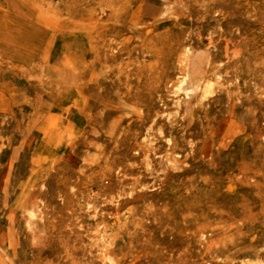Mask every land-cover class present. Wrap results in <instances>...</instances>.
<instances>
[{
	"label": "rangeland",
	"instance_id": "374dc122",
	"mask_svg": "<svg viewBox=\"0 0 264 264\" xmlns=\"http://www.w3.org/2000/svg\"><path fill=\"white\" fill-rule=\"evenodd\" d=\"M0 264H264V0H0Z\"/></svg>",
	"mask_w": 264,
	"mask_h": 264
},
{
	"label": "bare ground",
	"instance_id": "6f19581e",
	"mask_svg": "<svg viewBox=\"0 0 264 264\" xmlns=\"http://www.w3.org/2000/svg\"><path fill=\"white\" fill-rule=\"evenodd\" d=\"M93 35H94V34H93ZM195 81H197V80H195ZM199 81H200V80H199ZM194 83H195V82H194ZM197 83H200V82H197ZM197 83H196V84H197ZM194 85H195V84H194ZM207 85H209V84H207ZM196 87H197V86H196ZM209 87H210V86H209ZM202 89H204V88H202ZM226 108H227V107H226ZM208 114H209V113H208Z\"/></svg>",
	"mask_w": 264,
	"mask_h": 264
}]
</instances>
